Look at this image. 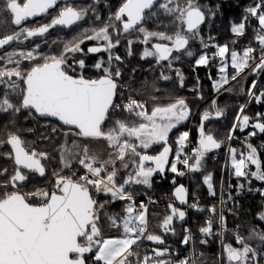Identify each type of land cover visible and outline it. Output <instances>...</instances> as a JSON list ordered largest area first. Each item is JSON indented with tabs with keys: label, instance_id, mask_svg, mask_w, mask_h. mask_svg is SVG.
I'll list each match as a JSON object with an SVG mask.
<instances>
[{
	"label": "snow or ice",
	"instance_id": "1",
	"mask_svg": "<svg viewBox=\"0 0 264 264\" xmlns=\"http://www.w3.org/2000/svg\"><path fill=\"white\" fill-rule=\"evenodd\" d=\"M95 3H99V0H95ZM57 5L58 0H3L0 12L11 17V23L17 30L0 38V48L22 39L43 37L56 26L71 27L81 21L88 11L66 3L48 23L34 27L24 26V22L48 14L49 10L57 8ZM157 7L164 14L174 17L179 24L178 30L167 34L150 32L143 26L149 16L155 15L153 9ZM246 12L248 15L239 24H233L231 30L236 35H243L249 17L255 18L257 21L255 39L259 53L254 55L256 49L252 46L246 47L242 55L234 49L230 51L228 45L216 46L218 51L213 56L221 58L219 71L222 75L219 85L229 82L225 59L229 54L231 67L235 70V74L231 76L232 80L237 79L250 66L249 62L252 60L259 61L252 69L254 73L264 71V0L254 3ZM96 19H100L98 14ZM204 20L205 13L197 0H122L120 6L109 15L107 22L102 23L98 29L93 28L91 35H88L86 30L82 38L73 37L72 40L62 42L63 48L56 55L43 56L31 50L7 54L8 63L14 67L0 68V83L6 84L11 90L0 94V112L19 113L24 109L29 110L31 114L34 110L40 117L55 118L61 126H67L65 136L73 135L90 141L103 139L113 151L109 152L107 159H100L97 153L90 152L88 145H80L73 141L71 147L65 145L61 149L59 157L61 168L52 173L55 177L53 188L50 191L22 193L19 186L28 179L23 170H27V173H38L41 177L45 176L46 167L42 160L46 161L48 154L35 149L26 151L22 146L24 142L17 134H9L6 141H0V146L5 143L10 145L14 158L12 152L7 156L14 159L15 166L13 173L6 176L4 181H0V264H87L89 259L93 264H133L132 257L137 258L138 264H169L168 261L161 259L168 252L167 248L153 249L154 256L143 257L134 249L133 246L142 238L157 244H164V239L161 235L148 233L147 206L141 201L137 208L126 186L142 184L150 187L153 174L163 173L166 165H170V171L177 175H184V172L178 170V163L183 164L189 171H198L205 154L221 147V142L204 130L203 122L210 118V114L207 111L202 114L199 146L194 148L192 156L184 155L189 137V133L185 131L180 133L176 140L178 148L175 160L170 162L168 157L172 148L168 144L169 134L186 121L190 114L183 98L166 105L157 104L150 114L145 102L131 96L127 98L126 103L117 104V79L121 76L119 67L112 69L106 67L102 60L98 61L94 67L101 70L103 75L91 79L85 78L82 74H70L75 69L68 61L70 55L84 53L81 44L86 40H95L106 43L103 47L87 48V53L108 52V65H111L113 60H121V57L111 55L112 49L120 43V35L138 31L142 34L141 42L144 44L149 43L152 38L169 42L152 44L151 50L145 48L141 58L154 57L157 64L167 61L168 68L171 69L173 60L178 61L181 58L180 55L173 57V52L188 57L194 55L189 48L190 41L199 39L203 47H209L199 33V26ZM109 29L116 33L115 41ZM132 43V40L128 41L129 48ZM36 48L39 49V45H36ZM13 56L19 58L13 60ZM40 59L43 62H40ZM21 60L35 63L24 71L20 68ZM209 61L206 53L200 54L195 64L207 66ZM75 63L81 69L86 66L84 59H78ZM175 71L183 86L182 73L178 69ZM161 78L170 79L163 73ZM16 81H21L24 87L21 89ZM213 86L219 90L217 83L214 82ZM256 87L257 83L254 80L247 94L260 103L264 99V92L257 95L253 91ZM213 107L217 117L223 115V111L216 108L215 101ZM244 107L240 106L235 117L239 123H234L230 129L229 140L234 138L232 133L238 127L243 131L250 123L249 116L242 115ZM117 111L126 112L130 118L135 119H113V113ZM262 121L264 115L257 113V120L252 127L259 133H264ZM55 130L54 128L53 131ZM256 134L257 132L253 131L249 136ZM157 144L163 145L162 151L157 155L142 154L138 150H147ZM229 152L236 177L250 175L264 181V167L257 157V148L248 144L247 156L241 153L239 159L235 149L230 148ZM190 160L194 162L190 163ZM117 161L124 169H128L131 164L134 172L128 173L126 178L117 180L119 171ZM73 163L82 166L84 174L77 175ZM149 164H153L154 167L148 166ZM249 165H254L256 171H246ZM65 169L71 174H63ZM7 171L0 170V175H5ZM204 183L207 184L210 194L215 195L210 175L204 177ZM92 189L97 194H110L111 201L99 203L94 198ZM31 197H35L36 201L32 202ZM175 197L182 204L186 203V190L183 186L175 189ZM116 200L132 203L126 205L124 215L105 214L108 221L106 226L109 229H122L119 236H110L106 235L105 225L101 223V209H104L107 203ZM168 207L170 214L163 219L159 227L164 233L171 231L175 234L172 228L174 217L178 216L183 220L185 212L171 204ZM211 211L214 213L215 208ZM257 218L264 222V213L258 214ZM221 223L223 228V216ZM185 232L188 234L184 236L182 243L188 244L191 235L189 230L185 229ZM200 232L206 236L212 235V221H207L206 226L200 228ZM248 240L259 241L260 249L264 250V229L253 227L247 238L236 233L235 241L240 247L224 245L223 250L228 264H250L261 254L260 250L248 243ZM178 264H188V260H181Z\"/></svg>",
	"mask_w": 264,
	"mask_h": 264
},
{
	"label": "trees",
	"instance_id": "2",
	"mask_svg": "<svg viewBox=\"0 0 264 264\" xmlns=\"http://www.w3.org/2000/svg\"><path fill=\"white\" fill-rule=\"evenodd\" d=\"M210 1L212 2V4H210L207 0V3L210 5V7H212L215 12L220 11L222 16L224 17L222 24L226 23V28L224 26L220 27L221 32L214 33L215 31H218L215 30L210 33L213 38L212 40H210L212 47H214L215 50H218L216 46L228 45L230 51L234 49L242 55V52L246 47L252 46L256 49V53L254 55H258L259 46L255 39L257 21L255 18L249 17L243 35L234 34L231 29L233 24H239L240 22H242L243 18L248 15L245 14L247 13L246 9L252 6L254 3H258L259 0H256L255 2L253 0ZM56 14L51 16H55ZM219 21L217 25L219 24ZM32 22L28 21L26 23ZM26 23L24 22V25H26ZM217 25H215L214 27H216ZM158 28L160 29V26ZM55 30H52V32H55ZM4 35L5 34H1L0 38H2ZM207 36H209V30ZM14 43L15 42L9 44L6 48H4V50L11 47ZM256 61L257 60H252L249 62L252 65H250L251 70L248 73V76L246 78L247 81L243 84L242 90L239 94L235 95L224 93L216 96L213 99V101H215L217 98H219L216 103V108H219L218 105L221 104L222 101H224L226 98L232 97L231 99L233 100H229L231 104L227 105V109L224 111V113H228L224 119H221L222 115L219 117H214L215 109L213 108L212 101L210 111L208 112L210 114V118L207 121H204L203 127L206 131V124L209 121H213L214 123L221 121L220 123H216L220 128L218 138L219 142H221V147L216 149L215 151H211L205 154L206 157L203 162L202 168L200 167L198 171L193 172L190 175V177L194 180H190V178L188 179L186 172L182 166H178V170L184 172V175H177L176 173H172L169 170L170 165H166L163 174H157L151 179L150 187H134L132 188V190H129L130 193L134 195L135 204L137 200L144 196L156 199V204H154L148 210L147 231L151 234L161 235L164 239V244H157L148 241L146 238H142L137 245L133 246L134 249L138 251L140 257L148 255V253L150 252L152 253V255L148 256H154V253L152 251L153 249L167 248L168 252L161 259H164L168 262L181 261L185 259L188 260L190 249L188 248V246H186V244L182 243V223L179 220V217H174L172 224V228L175 230V234H173L171 231H169L168 233H164L163 229L159 227L163 219L170 214V209L168 207L170 204L174 205L179 210V206L181 205V203H179V201L175 197V189L179 186L185 187L187 181H189L191 198H197L200 201L199 205L195 208H192L189 214L194 232L196 233V228L206 226V222L209 220L212 221L213 232L211 238H197L193 242L192 251L194 254H198L197 256L194 255L193 264H226L225 253L223 250L224 245L231 244L233 247L237 248L235 239L228 231H226L223 234L222 255L220 254L219 238L217 236V218L211 217L208 209L212 207H215L216 209L218 208L215 203V199L220 191V177L223 173V165L226 155V145L229 140V132L233 124L237 123L235 117L239 113L240 106L245 104L248 97V89L251 87L252 82L256 79V76L252 77L253 64ZM215 70L217 71L216 64L213 62H209L207 66L198 69V71L196 72V76L201 77L202 85L206 88H203V91H205V93L207 92L208 95L209 91H207V88L210 90L212 82L217 78V72ZM244 92L245 95L243 96ZM254 92L257 95H259L261 92H264V74L258 82L257 87L254 89ZM117 102L118 97H116V103ZM237 103H239V106H236ZM244 106V112L242 115L246 114L249 116V113L252 112H255V114L259 113L264 115V111L262 109V107H264V99H262V102L257 103L256 100L251 97L247 104ZM117 113L118 111L115 112V114ZM122 116H124L123 113L117 114L118 118H121ZM201 117L197 123V137L200 133L199 129L201 126ZM249 118L250 123L246 128H244L243 131H241L239 127L235 130V139L232 146L233 148L243 151L244 155V152L247 153V145L251 144L253 147L257 148V157L261 161L262 167H264V133H259L258 130L252 127V124L256 122L257 118H252L251 116H249ZM54 128L56 129L55 131H53ZM66 130L67 126H61L60 123L56 120L39 118L33 113L30 114L29 110H26V112L20 111L19 113H12L11 115L0 114V141H6L9 134H17L24 142L22 146L25 147L26 151L30 152L33 149L38 152H40L39 150L47 151L46 153L48 154L49 160V156L54 154L53 150L61 149L60 146L63 145V139L65 136L64 133ZM253 131H256L257 134L255 136H249V133ZM54 132H56L58 135L56 136ZM180 133L181 130L175 131L174 134L169 137L168 144L172 148V152L168 157L170 162L173 161L175 152L178 148L176 139L178 138ZM243 136L246 137V140L242 139ZM152 151L153 148L147 150V153L149 155H153ZM10 152L11 151L8 148V144L5 143L0 146V157L8 159L7 162L4 161V168L7 169L8 172L13 173L15 167L13 160L12 158H9L7 156V154ZM48 159L46 161L42 160V163L45 164V162H48ZM2 165L3 163H0V167ZM228 167L225 170V180L231 186V192L234 198H237L240 202V206L227 208L224 210L223 215L226 220L227 230L231 228H237L239 231V235L247 238L249 236L250 229H252L253 227L264 229V223L257 218L258 214L264 213V181L258 180L254 177H251L250 175L248 177H236L231 173ZM78 168L79 173L77 175L84 174L85 170L82 168V166H78ZM214 170L216 171V174L219 175V180H217L216 184L212 183L213 191L215 192V195H212L210 194L207 184L204 183V177L208 176L207 174ZM248 170V172H253L256 170V168L255 166H251ZM63 174L69 175L66 169ZM47 175L48 174L46 172L45 179H37L44 181L48 178H52V175ZM173 181H175V183H173ZM49 183L50 181H48V183L45 185L43 184V186L41 187L44 188ZM31 188L33 190H36L37 186L32 185ZM94 198L96 197L94 196ZM96 200L99 203L111 201L109 196H104V198L99 197L96 198ZM122 206L123 204L121 202H109L105 205L107 210L114 211L115 213L119 214H121L122 212ZM202 241H206V243H202ZM248 243L260 250L261 254L258 255V262L259 264H264V250L260 249L259 241L248 240ZM91 255L92 254H90L89 256ZM131 259L133 261V264H138L136 257H132ZM87 264H93V261L89 259L87 261ZM188 264H191L189 260ZM250 264H254V261L250 262Z\"/></svg>",
	"mask_w": 264,
	"mask_h": 264
},
{
	"label": "rangeland",
	"instance_id": "3",
	"mask_svg": "<svg viewBox=\"0 0 264 264\" xmlns=\"http://www.w3.org/2000/svg\"><path fill=\"white\" fill-rule=\"evenodd\" d=\"M210 4L212 2L208 0ZM254 2L256 0H253ZM3 0H0V4H2ZM122 3V0H99V3H95V0H66L64 2V5L71 4L73 6H76L78 9H88L87 14L84 16V18L81 20V23L78 24L76 27H73L71 29L65 30H55V32H52L48 35H46L43 38L38 39H27V40H21V41H15V43L7 48L0 51V68H12L14 67L13 64H9L7 60V54L9 53H19L21 51L27 52L29 50L37 52L38 54H42L43 56H49V55H56L61 52L63 48V43L69 40H72L73 37L82 38L85 31L87 30V34H92L93 28H99L102 26V23L107 22V19L111 13H113ZM198 5L201 7V9L204 11L206 15V22L202 28H199L200 36L203 38L204 42L209 45V47H203L200 43L199 39L190 41L189 48L193 51L194 55L192 57H188L186 55L181 54V58L176 61L173 60V67L171 69L168 68V63L166 64H157L154 57H148L142 59L143 51L145 48L150 49V45L142 43V34H140L138 31H133L130 34H121L120 35V43L118 46L112 49L111 55H116L117 51L122 54H125L124 58V64H125V75L121 76L120 79H117V85H118V102L117 104H120L122 102L126 103L127 98L131 96L132 98L145 102V107L148 110L149 114L152 110V108L157 105H166L170 102L175 101L178 98H183L186 101V104L190 110L189 117L186 121H184L182 124L178 125L177 128L173 129L172 132L169 134V137L174 134L175 131L181 130V133L185 131L191 130L193 133V138L197 139V123L200 119L201 115L205 113L206 111L209 112L213 99L220 95V94H239L242 90L243 84L247 81L246 78L248 76V73L251 70V64L249 63L248 68L245 69L243 73H241L237 79L232 80L231 76L235 74V70L231 67V58L230 55L226 56V62H227V76L229 79V82L227 84L219 85L220 79H221V73L219 71V68L221 66V58L218 56H213L214 53H216L218 50L214 47H212L210 40H212V35L210 33L212 31H215L214 33L221 32L220 27L226 26V23L222 24L223 22V16L220 11L215 12L212 7L207 3V0H197ZM94 9V11L92 10ZM153 11L155 12V15L149 16L145 22L144 27L150 31V32H164L167 34H172L176 30L179 29V24L175 21L174 17L168 16L164 14V12L157 8H154ZM100 16V19H96V15ZM247 14V13H245ZM220 19V21H219ZM219 21V24L217 25ZM46 22L40 20L39 22L34 23H26L24 26L28 27H34L39 24H44ZM217 25L216 27H214ZM160 26V29L158 28ZM214 27V28H213ZM213 28V29H212ZM226 28V27H225ZM224 28V29H225ZM16 26H14L11 23V17L8 16L5 13L0 12V36L1 34H10L16 31ZM209 30V36H207ZM109 31L112 33L113 41H115L116 33L113 32L111 29ZM132 40L133 43L131 44V47L129 48L128 41ZM89 40H86L84 43L88 42ZM150 41H160L156 38H152ZM168 42V41H166ZM83 43V44H84ZM106 43V42H105ZM169 43V42H168ZM36 45H39V49L36 48ZM82 45V44H81ZM207 54L210 58L209 62H213L216 64L217 69V78L212 82L210 90L207 88V91H209V95L207 92L203 91L202 80L201 77L196 76L197 71L200 68H204L205 66H196L195 60L199 58L200 54ZM109 54V53H108ZM18 56H13V60L18 59ZM122 60V59H121ZM120 60V61H121ZM120 61H112V64L110 67L112 69H115L117 67H120ZM40 62H43L42 59H40ZM259 61L257 60L253 64V68L255 67L256 63ZM35 63V61H28V60H21L20 62V68L24 71L30 69L32 64ZM179 70L180 73L183 75V86H181L180 80L177 77L176 71ZM161 73L163 75L169 76L170 79L164 80L161 78ZM263 75L264 71H260L259 75ZM15 80V77H13ZM256 80V79H255ZM20 88H23V83L21 81H16ZM214 82L218 84L219 90L217 87H214ZM5 91H11L7 88L6 84L0 83V94H3ZM155 97V99H153ZM232 98V97H231ZM231 98H226L224 101H222L221 104L218 105L219 109L223 111V115L221 119H224L227 116V112L224 113V111L227 109V105L231 104L229 100H233ZM16 102L18 103V99H16ZM236 106H239V103L236 104ZM264 111V107H262ZM22 112H26V110L22 109ZM14 112H0L2 115H11ZM123 113L124 116H122L119 119H135L130 118L129 114L118 111L117 114ZM117 114L113 113V119L118 118ZM249 116L256 117L257 114L255 112L249 113ZM221 122V121H220ZM220 122H213L209 121L206 124V133L211 134L218 142V133H219V126L216 123ZM110 127L111 125L108 124ZM24 129V128H23ZM56 136L58 135L56 132H54ZM65 135V134H64ZM233 136H235V132L232 133ZM177 140V139H176ZM76 141V143L80 145H88L90 152L97 153L100 156V159H107L109 152L113 151L107 146L106 141L103 139L101 140H85L83 138H77L73 135H67L64 136L63 139V145L60 146L62 149L63 146L67 145L68 147L72 146V142ZM229 142V140H228ZM227 142V144H228ZM234 142V140H233ZM233 145V143H232ZM163 145L157 144L153 145L149 149L153 148V155H157L160 151H162ZM61 149L53 150V153L51 156H49L50 160L48 159V162H45L46 166V172L48 175H52L53 171H59L61 168L60 163V152ZM147 149V150H149ZM227 149V145H226ZM236 150L237 159L240 158L241 153L243 151H240L239 149L233 148ZM142 152V154L147 153V150L138 149ZM216 149H213L212 151H215ZM40 152H47L44 150H39ZM56 152V153H55ZM211 152V151H210ZM149 155V154H148ZM244 156H247V153L244 152ZM206 155L204 156L203 162L205 160ZM226 158V155H225ZM0 163H3V165L0 167V170L5 169L4 168V161L7 162L8 159L0 157ZM126 159H128L126 157ZM13 160V158H12ZM175 160V155L174 159ZM54 162V163H53ZM193 163V162H192ZM77 164V163H73ZM78 165V164H77ZM201 165V168H202ZM80 166V165H78ZM117 168L118 176L117 180H121L122 178H126L128 173L134 172L133 166L130 164L128 169H124L120 167V162L117 161ZM148 166L154 167L153 164H149ZM228 168L230 169L231 173L234 174V169L232 167L231 158L229 155L228 158ZM254 165H249V167L246 169V171H249L248 169ZM170 170V167H169ZM65 171V170H64ZM215 171V170H214ZM211 171L208 176H211V183L216 184L217 180H219V175L216 174V171ZM196 172V171H192ZM191 173V174H192ZM11 172L5 173V175H0V181H4L6 176L11 175ZM159 174V172L154 173L152 178ZM47 175V176H48ZM151 178V179H152ZM221 178V177H220ZM39 179V178H38ZM36 176L28 175V179L22 183V185L19 186V191L22 193H31L37 190H51L53 188L55 177L52 175V178H48L46 180H38ZM45 179V178H44ZM190 180H194L190 177ZM48 181L50 183L46 185L44 188L43 184H47ZM32 185H36L37 189L33 190L31 188ZM127 187V191L130 193V189L134 187H148L146 185H138V184H130ZM93 193V196L96 198H104L110 197V194L105 195L103 193H95V190H91ZM132 194V193H131ZM133 201H134V195ZM95 198V199H96ZM32 202L36 201L35 197H31ZM115 202H121L123 204L122 206V212L120 215H124V209L128 203H132V201H124V200H116ZM105 214L115 215L114 211H109L106 209H101V223L102 225H105L104 231L106 235L110 236H119L122 232V229H109L106 225L108 221L105 219ZM264 223V222H263ZM119 231V233H118ZM149 252V251H148ZM90 255V254H88ZM148 255H152V253H148ZM225 261L226 264H228V261L226 260V253H225ZM179 261H174V263L178 264ZM173 263V262H171Z\"/></svg>",
	"mask_w": 264,
	"mask_h": 264
},
{
	"label": "built area",
	"instance_id": "4",
	"mask_svg": "<svg viewBox=\"0 0 264 264\" xmlns=\"http://www.w3.org/2000/svg\"><path fill=\"white\" fill-rule=\"evenodd\" d=\"M260 74V71H258V74L256 76V83L258 84V82L260 81L261 77H262V74ZM254 91V89H253ZM252 96H249L247 97V100L245 102L244 105L247 104V102L250 100ZM238 123V122H237ZM189 133V137H188V141L186 142V147L184 149V155L185 156H192L193 154V150L194 148L198 147L197 145V139H194L193 138V133L191 130L187 131ZM234 138L233 139H230L228 144H227V149H226V158H225V161H224V165H223V173L221 175V178H220V191H219V194L218 196L216 197L215 199V203L217 205V209L215 207H212V208H209L208 209V212L210 214L211 217H215L217 218V225H218V233H217V236L219 238V245H220V254L222 255V248H223V234L224 232L228 231L231 236L235 239V234L236 233H239L238 229L237 228H231L229 230H227V226H226V220L224 218V215H223V212L225 209L227 208H232V207H239L240 206V202L238 201L237 198H234L232 192H231V186L226 182L225 180V170L227 169L228 167V158H229V155H230V152H229V149L231 148L232 149V143H233V140L235 139V136H233ZM243 140H246V137L243 136L242 137ZM183 158V157H182ZM190 163H192V160H190ZM178 166H182L186 172V175L188 177V179L190 178V175L192 173V171H189L188 168H186L183 164L181 163H178L177 164V168ZM73 168L76 170L77 174L79 173V168H78V165L77 164H73ZM67 170V169H66ZM68 174L70 175V171L67 170ZM185 190H186V203H181V205L179 206V210L181 211H184L185 212V217L183 220H180L181 223H182V234H183V238L186 234L185 232V229L189 230V233L191 235V239L189 241L188 244H186V246H188V248L190 249V254H189V257H188V260L191 264H193V258H194V255H198V254H194L193 251H192V246H193V242L195 241V239L197 238H211V236L213 235H204L200 232V228H196L197 231L196 233L194 232V229H193V225L191 223V220L189 218V214H190V211L192 210V208H195V207H192V205H196V207L199 205L200 201L199 199L197 198H191L190 196V188H189V181H187L186 185H185ZM143 202L146 206H147V214H148V210L150 207H152L154 204H156V199L154 198H148L146 196L140 198L139 200H137L136 202V207L139 208V205H140V202ZM215 208V212L213 213L211 211V209ZM221 216H223V228H222V223H221ZM240 245L237 244V248H239ZM258 259H259V256L257 255L255 260H254V264H259L258 262Z\"/></svg>",
	"mask_w": 264,
	"mask_h": 264
},
{
	"label": "flooded vegetation",
	"instance_id": "5",
	"mask_svg": "<svg viewBox=\"0 0 264 264\" xmlns=\"http://www.w3.org/2000/svg\"><path fill=\"white\" fill-rule=\"evenodd\" d=\"M66 0H60V2L58 3L57 5V8L55 9H51L49 10V13L48 14H45V15H42V16H39V17H36V18H33V19H30L28 21L34 23L35 22H39L40 20L48 23L50 21V19L52 18L51 15H54L56 14V12H58L59 8L63 7L64 6V2ZM26 21V22H28ZM25 22V23H26ZM81 21L77 22V24L71 26V27H63V26H56L54 28H51L49 30L48 33L45 34L48 35L52 32V30H55V29H61V30H65L67 31L69 28H73V27H76L78 24H80ZM43 36V37H45ZM43 37H33V38H30V39H38V38H43ZM154 43H168L166 41H149L148 43V46L150 45V50H151V47H152V44ZM105 44L104 41H95V40H89L88 42L84 43L81 45V47L84 49V53H76L74 55H70L69 57V63L72 64L73 68L75 69L74 72H70V74H73V75H80L82 74L85 78H91V79H95V78H98L100 77L101 75H103V72L101 70H97L94 65L98 62V61H103L105 66L106 67H110V65H108V52H105V51H101L99 53H87V48L89 47H93V46H100V47H103ZM85 53H87L85 55ZM182 53H176V52H173V57L177 56V55H181ZM113 57L115 56H119L121 57V61H120V71H121V76H124L125 75V64H124V58H125V54L124 53H120L119 50L117 51V54L116 55H112ZM78 59H84L85 60V68L81 69L79 68V66L75 63L76 60ZM115 61V60H113ZM168 63L167 61H163L161 62V64H166ZM120 76V77H121ZM120 77L118 79H120ZM33 113V112H32ZM34 114V113H33Z\"/></svg>",
	"mask_w": 264,
	"mask_h": 264
},
{
	"label": "water",
	"instance_id": "6",
	"mask_svg": "<svg viewBox=\"0 0 264 264\" xmlns=\"http://www.w3.org/2000/svg\"><path fill=\"white\" fill-rule=\"evenodd\" d=\"M60 2V0H58V3ZM51 10V9H50ZM45 15V14H44ZM42 16V15H41ZM39 17V16H38ZM36 18V17H35ZM205 21H206V15H205V20H204V22L199 26V28H201L204 24H205ZM8 45H6V46H4L3 48H0V50H2V49H4V48H6ZM256 74H257V72H253V74H252V77H254V76H256ZM245 95V92L243 93V96ZM218 99L219 98H217L216 100H215V106H216V103H217V101H218ZM214 108V107H213ZM215 109V108H214ZM34 114H35V112H34V110L32 111ZM37 117H39V118H42V119H51V120H56L55 118H51V117H40L38 114H35ZM214 117H217L216 115L214 116ZM57 121V120H56ZM57 122H59V121H57ZM202 122V121H201ZM60 123V122H59ZM204 123V122H203ZM199 139H200V133H199V135H198V137H197V143H198V146H199ZM8 148L10 149V151L12 152V150H11V147H10V145H8ZM12 157L14 158V152H12ZM13 163H14V159H13ZM26 174H28V175H34V176H36L37 178H39V179H44L45 177H46V174H45V176H43V177H41L38 173H27V170H23ZM256 171V170H255ZM161 174H163V173H159V175H161ZM178 200V199H177ZM179 201V200H178ZM179 203H181L180 201H179Z\"/></svg>",
	"mask_w": 264,
	"mask_h": 264
},
{
	"label": "crops",
	"instance_id": "7",
	"mask_svg": "<svg viewBox=\"0 0 264 264\" xmlns=\"http://www.w3.org/2000/svg\"><path fill=\"white\" fill-rule=\"evenodd\" d=\"M179 220H180V219H179ZM153 244H154V243H153ZM169 264H177V263H174V262H173V263H171V262H169Z\"/></svg>",
	"mask_w": 264,
	"mask_h": 264
}]
</instances>
